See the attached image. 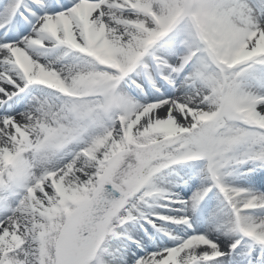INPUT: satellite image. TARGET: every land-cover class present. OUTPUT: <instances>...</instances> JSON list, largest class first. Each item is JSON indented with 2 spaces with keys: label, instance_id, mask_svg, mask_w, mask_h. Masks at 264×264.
Masks as SVG:
<instances>
[{
  "label": "snow or ice",
  "instance_id": "1",
  "mask_svg": "<svg viewBox=\"0 0 264 264\" xmlns=\"http://www.w3.org/2000/svg\"><path fill=\"white\" fill-rule=\"evenodd\" d=\"M0 264H264V0H0Z\"/></svg>",
  "mask_w": 264,
  "mask_h": 264
}]
</instances>
